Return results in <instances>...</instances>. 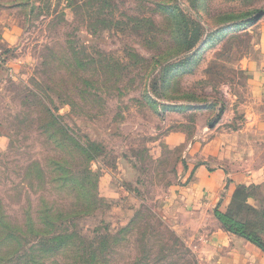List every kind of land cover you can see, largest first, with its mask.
Segmentation results:
<instances>
[{"label":"rangeland","instance_id":"1","mask_svg":"<svg viewBox=\"0 0 264 264\" xmlns=\"http://www.w3.org/2000/svg\"><path fill=\"white\" fill-rule=\"evenodd\" d=\"M1 9L0 264H202L219 221L186 196L205 159L233 187L218 212L264 246V0Z\"/></svg>","mask_w":264,"mask_h":264},{"label":"crops","instance_id":"2","mask_svg":"<svg viewBox=\"0 0 264 264\" xmlns=\"http://www.w3.org/2000/svg\"><path fill=\"white\" fill-rule=\"evenodd\" d=\"M5 11L7 10H0V41L8 43L12 41L13 36ZM252 66L256 69L262 88L260 91L264 94V25L259 29L257 58ZM206 147L209 148H206L205 152L210 150V146ZM207 157L216 158L215 155ZM214 161L200 160L201 165L192 172V190L190 189L191 192L186 196V203L202 209V212L216 209L223 211L233 189L231 184L228 186L229 181L223 168L212 165ZM225 192V197L222 198L221 195ZM219 225H216L215 230L208 231L199 247L202 264H264V252L261 249L244 238L227 232Z\"/></svg>","mask_w":264,"mask_h":264},{"label":"trees","instance_id":"3","mask_svg":"<svg viewBox=\"0 0 264 264\" xmlns=\"http://www.w3.org/2000/svg\"><path fill=\"white\" fill-rule=\"evenodd\" d=\"M214 216L216 217V219L219 221V223L222 225V227L227 232H229L231 234H234L236 236L244 238L245 240H247V241L251 242L252 244L256 245L259 249H261L264 252L263 244L253 234L246 233L245 232V226L243 224H241L240 222L234 221L228 215L218 212V210L214 211ZM64 238L65 237H54V238H52V242L55 240L56 242L58 241V243L60 244V243H62L61 242L62 240H66ZM41 245L42 246H47L45 244H41Z\"/></svg>","mask_w":264,"mask_h":264},{"label":"water","instance_id":"4","mask_svg":"<svg viewBox=\"0 0 264 264\" xmlns=\"http://www.w3.org/2000/svg\"><path fill=\"white\" fill-rule=\"evenodd\" d=\"M213 126H214V124H209V127H210V128H213Z\"/></svg>","mask_w":264,"mask_h":264}]
</instances>
